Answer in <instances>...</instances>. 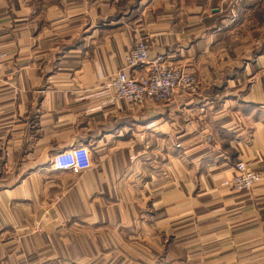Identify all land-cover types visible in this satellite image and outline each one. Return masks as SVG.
<instances>
[{"label":"crops","instance_id":"0c3cea01","mask_svg":"<svg viewBox=\"0 0 264 264\" xmlns=\"http://www.w3.org/2000/svg\"><path fill=\"white\" fill-rule=\"evenodd\" d=\"M245 1L0 0V264H264V4ZM139 39L198 92H101ZM79 145L89 168L51 167ZM238 161L250 191L226 183Z\"/></svg>","mask_w":264,"mask_h":264},{"label":"built area","instance_id":"2783aa9c","mask_svg":"<svg viewBox=\"0 0 264 264\" xmlns=\"http://www.w3.org/2000/svg\"><path fill=\"white\" fill-rule=\"evenodd\" d=\"M230 11L234 16V9L230 8ZM3 57L4 53L0 52V60ZM123 65L125 69L119 70L102 84V92H111L113 97L137 105L146 98L168 101L176 95L185 96L197 91V82L181 67L171 65L161 55L150 57L148 46L143 40H138L125 52ZM127 69L132 71L128 72ZM91 164L90 151L86 145L57 152L51 161L54 170L73 172L87 169ZM234 171L233 177L226 183L236 191H250L263 178L261 172L248 167L243 161L235 163Z\"/></svg>","mask_w":264,"mask_h":264},{"label":"rangeland","instance_id":"374dc122","mask_svg":"<svg viewBox=\"0 0 264 264\" xmlns=\"http://www.w3.org/2000/svg\"><path fill=\"white\" fill-rule=\"evenodd\" d=\"M222 2H224V3H227V4H224V7H225V10H227L228 11V15H230L231 16V18H235L236 16H237V14H238V11H237V8H239V6L241 5V4H243L244 2H246L245 0H221ZM255 1H257V0H255ZM255 1H253V2H255ZM229 4H231V5H229ZM262 4H264V0H262ZM230 8H233L234 9V12H235V15L233 16V14L231 13V11H230ZM233 16V17H232ZM139 40H143V39H139ZM144 41V40H143ZM137 42V41H136ZM135 42V43H136ZM145 42V41H144ZM146 43V42H145ZM147 44V43H146ZM135 45V44H134ZM133 45V46H134ZM132 46V47H133ZM147 46H148V44H147ZM148 49H149V46H148ZM128 51V50H127ZM126 51V52H127ZM124 54H125V52H124ZM124 54H123V56H124ZM149 56H150V51H149ZM150 57H154V56H150ZM123 59V58H122ZM169 62V61H168ZM170 63V62H169ZM122 64H123V60H122ZM171 64V63H170ZM171 65H173V64H171ZM173 66H176V65H173ZM178 67H180V66H178ZM182 68V67H181ZM123 69H125L124 68V65H123V67H122V69L121 70H123ZM183 69V68H182ZM184 70V69H183ZM126 71H128V72H131L132 70L131 69H127ZM185 71V70H184ZM118 72V71H117ZM186 72V71H185ZM186 73H188V72H186ZM189 75H191L192 77H193V79L195 80V82H198L197 81V79L195 78V76H193L192 74H190V73H188ZM114 75V74H113ZM112 75V76H113ZM101 92H102V89H101ZM198 92V83H197V91H196V93ZM193 94H195V93H193ZM188 95H190V94H188ZM186 96V95H185ZM184 96H179V95H176V96H174L173 98H171L170 100H172V99H174V98H183ZM169 101V100H168ZM163 102H165V101H163ZM260 172V171H259ZM262 173V172H261ZM263 176V175H262ZM234 190V189H233ZM236 191V190H235Z\"/></svg>","mask_w":264,"mask_h":264}]
</instances>
